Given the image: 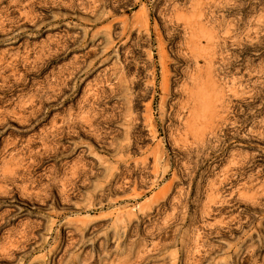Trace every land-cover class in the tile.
<instances>
[{
    "label": "rangeland",
    "instance_id": "374dc122",
    "mask_svg": "<svg viewBox=\"0 0 264 264\" xmlns=\"http://www.w3.org/2000/svg\"><path fill=\"white\" fill-rule=\"evenodd\" d=\"M0 264H264V0H0Z\"/></svg>",
    "mask_w": 264,
    "mask_h": 264
},
{
    "label": "bare ground",
    "instance_id": "6f19581e",
    "mask_svg": "<svg viewBox=\"0 0 264 264\" xmlns=\"http://www.w3.org/2000/svg\"><path fill=\"white\" fill-rule=\"evenodd\" d=\"M188 24H189V23H188ZM194 31H195V30H194ZM186 42H187V41H186ZM195 46H196V45H195ZM195 46H194V47H195ZM194 49H195V48H194ZM163 50H164V49H163ZM162 57H163V56H162ZM122 61H123V60H122ZM156 67H157V66H156ZM114 68H115V67H114ZM164 76H165V75H164ZM119 78H120V80L122 81V80L124 79L123 74H121ZM164 78H165V77H164ZM164 78H163V79H164ZM116 80H117V79H116ZM152 80H153V79H152ZM196 80H197V79H196ZM194 82H195V81H194ZM164 85H165V84H164ZM187 85H188V84H187ZM149 103H150V102H149ZM149 103H148V104H149ZM181 116H182V115H181ZM181 116H180V117H181ZM150 121H151V120H150ZM151 126H152V125H151ZM153 131H154V130H153Z\"/></svg>",
    "mask_w": 264,
    "mask_h": 264
}]
</instances>
